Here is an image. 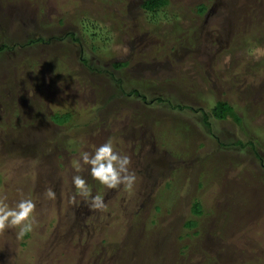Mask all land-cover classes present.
I'll return each mask as SVG.
<instances>
[{"label":"rangeland","instance_id":"374dc122","mask_svg":"<svg viewBox=\"0 0 264 264\" xmlns=\"http://www.w3.org/2000/svg\"><path fill=\"white\" fill-rule=\"evenodd\" d=\"M141 2L0 0V195L36 202L30 233L0 230V264H264V0ZM108 138L133 187L85 169L107 207L70 203L71 161Z\"/></svg>","mask_w":264,"mask_h":264},{"label":"clouds","instance_id":"9594fccd","mask_svg":"<svg viewBox=\"0 0 264 264\" xmlns=\"http://www.w3.org/2000/svg\"><path fill=\"white\" fill-rule=\"evenodd\" d=\"M78 158L71 161L74 175L71 177L73 193L68 196L69 202L82 197L90 209L104 210L107 204L104 193L93 194L92 186L80 173L87 170L89 176L106 189H116L123 185L131 189L137 179L135 172L130 171V157L117 150L112 138L99 145H92L91 150H80ZM53 188L46 189L48 199H55ZM36 202L30 196H21L10 204L7 197L0 195V230L19 226L17 238L24 237L33 230Z\"/></svg>","mask_w":264,"mask_h":264},{"label":"trees","instance_id":"16d2710c","mask_svg":"<svg viewBox=\"0 0 264 264\" xmlns=\"http://www.w3.org/2000/svg\"><path fill=\"white\" fill-rule=\"evenodd\" d=\"M166 4H168V0H142V2H141L142 8H144L146 11H150L151 13H155L156 11L160 10V8L165 6ZM205 8H206V4H204V3L197 4L196 5V13H198V14L203 13L205 11ZM81 31H82V28H81ZM82 33H85V32L82 31ZM94 34L95 33L92 32V35H94ZM38 40H41V39L38 38ZM4 48H7V45L4 43L0 44V51H2ZM80 62H82L83 65H87V66L92 67L90 65V63H88V60L86 57L80 58ZM119 65H120V63H119ZM114 66H116V63L114 64ZM156 99L159 102H162L164 100V98H162V97H157ZM178 105H183V104L179 103ZM211 114L215 118H221L222 119V118H226V117H231L234 121H240L238 114L236 113L233 106L229 103V101L227 99H217L215 101L213 107L211 108ZM52 117H53L54 122H58V123L64 122L69 118V113L68 112L62 113V114L55 113ZM202 118H203L204 123L207 125L208 124L207 115L204 112H202ZM238 143H240L239 140H238ZM0 180H1V177H0ZM198 185L200 187L201 184L199 183ZM191 209H192V212L194 213V215H196V217H199L203 214L204 211L202 209V205L199 201V198L195 201L192 200ZM197 224H198V219H193V218H191V219L189 218L188 220H186L184 222V226L188 227V228L196 227ZM187 247L188 246L185 244L181 245L180 251L185 250Z\"/></svg>","mask_w":264,"mask_h":264},{"label":"flooded vegetation","instance_id":"af4514ba","mask_svg":"<svg viewBox=\"0 0 264 264\" xmlns=\"http://www.w3.org/2000/svg\"><path fill=\"white\" fill-rule=\"evenodd\" d=\"M8 48V47H7Z\"/></svg>","mask_w":264,"mask_h":264}]
</instances>
